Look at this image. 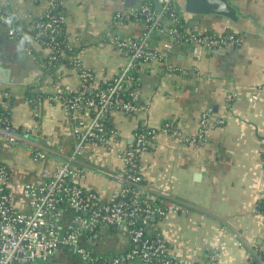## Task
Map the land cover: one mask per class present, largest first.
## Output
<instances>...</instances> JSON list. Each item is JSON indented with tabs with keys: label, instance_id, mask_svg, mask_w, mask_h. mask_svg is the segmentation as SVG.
Instances as JSON below:
<instances>
[{
	"label": "crops",
	"instance_id": "obj_1",
	"mask_svg": "<svg viewBox=\"0 0 264 264\" xmlns=\"http://www.w3.org/2000/svg\"><path fill=\"white\" fill-rule=\"evenodd\" d=\"M230 2L237 8V20L184 9L182 16L188 31H236L239 44L208 47L173 38L168 32L171 20L164 18L150 38V57L139 62L135 89L147 109H113L108 114L119 146L128 144L141 126L159 129L140 163L147 190L167 209L157 219L159 232L182 264H203L214 250H219L218 264H250L249 243L264 242V0ZM0 5L30 28L50 0H0ZM65 8L66 38L73 53L93 70L97 86L111 81L128 60L116 39L140 37L145 21H117L126 9L123 0H65ZM19 40L0 23V64L10 70L9 79H0V101L10 114L9 124L26 133L15 144L0 141V161L10 170L13 206L29 210L24 185L48 181L60 156L71 151L73 139L58 100L32 99L37 90H53L51 73L41 65L50 48L33 40L21 54ZM64 64L55 71L68 86L78 88L79 75ZM203 117L208 127L201 133ZM168 121L179 134L164 129ZM194 137L198 144L189 143ZM39 145L52 153L35 158L32 149ZM80 160V183L104 200L113 199L124 169L117 150L89 143ZM115 229L96 232L95 253L112 254L124 247L126 239Z\"/></svg>",
	"mask_w": 264,
	"mask_h": 264
},
{
	"label": "built area",
	"instance_id": "obj_2",
	"mask_svg": "<svg viewBox=\"0 0 264 264\" xmlns=\"http://www.w3.org/2000/svg\"><path fill=\"white\" fill-rule=\"evenodd\" d=\"M179 2L183 6V0H162L161 6L156 8L155 0H142L137 6L117 14V21L132 17L144 19L146 29L138 38L116 39L128 60L108 87L97 90L93 89L99 87L94 82L93 70L85 66L77 54L71 56L70 63L80 78L78 88L68 86L65 77L52 70L64 54L60 51L62 41L57 35L66 16L53 12L56 0H50L48 10L39 16L40 19L31 21L29 30L25 23L17 24V17L11 26L5 24L4 19L12 15L0 8V23L7 27L10 36L21 38L27 33L33 40L50 48L49 55L41 59L42 67L52 76L53 90L47 97L61 103L71 122L73 139L71 151L56 165L48 181H29L24 185L29 210L13 206L9 191L10 170L0 161V264H31L54 256L59 250L78 253L89 264H182L172 254L167 238L159 232L157 219L167 209L153 202L155 198L147 190L140 163L146 146L155 140L159 131L155 127H141L128 144L119 146L115 128L108 131L104 123L113 109L127 112L147 109L146 105L139 103L137 91L131 86L137 82L140 60L150 57V38L153 32L161 29L164 18L171 20L168 32L173 38L208 47L234 46L241 42V35L236 31L181 30L185 23L180 21L174 10ZM32 27H36L37 32L31 31ZM27 51L32 53L33 48L29 45ZM228 97L231 98L232 94ZM201 123L203 133L208 127L207 118L203 117ZM3 124L9 123L0 124V141L15 144L23 137L4 128ZM174 126L173 122L165 123V127L173 128L179 134ZM188 141L198 144L196 137ZM89 143L117 150L124 161L122 181L113 199H102L97 190L85 187L79 181L82 170L80 157ZM51 151L42 145L32 149L35 158H47ZM262 200L264 213V195ZM111 227L126 239L124 247L112 254L95 253L92 250L94 235ZM248 247L252 259L250 264H264V242L258 244L253 241ZM218 255L219 250H214L203 264H218Z\"/></svg>",
	"mask_w": 264,
	"mask_h": 264
},
{
	"label": "trees",
	"instance_id": "obj_3",
	"mask_svg": "<svg viewBox=\"0 0 264 264\" xmlns=\"http://www.w3.org/2000/svg\"><path fill=\"white\" fill-rule=\"evenodd\" d=\"M145 1H148V0H145ZM182 7H183L182 4L179 2V4L177 5V7L174 10L180 16V21L182 23H185L184 17L182 16V12H181L182 11ZM0 8L2 10H5V8L3 6H1V5H0ZM5 11L8 12L9 14H11L12 16L14 15L15 17L18 18V19H16L17 24L25 25L23 23V21H21L20 18L15 13H13V12H11L9 10L8 11L5 10ZM53 12H60L61 14H63L65 16L66 15L65 2H60V0H56V7L53 9ZM33 19H40V17L38 16V17H35ZM129 19H135V18L132 17V18L125 19V22L127 20H129ZM142 20L144 21V19H142ZM184 25L185 24H183V26H181V30H185L186 25L185 26ZM60 26H61V28H60ZM60 26H59V29H60L59 30V34L57 35V37H58L59 40L62 41L61 46H60V51H64V54H61L59 62H57V65L52 66V70H57L60 67L61 62H63V61L65 62V64H68V65L72 66V64L70 63L71 56L70 57H65L66 56L65 54H67L68 56L71 55V54H75V53H73L74 50H73L72 46H68V44H67V38H66V32H65V29H66V18H64V21L60 23ZM26 29L29 30L30 28H26ZM37 30L38 29L36 27H32L31 28V31H33L34 33L37 32ZM44 38L48 39V37H45V36H44ZM60 51H59V53H61ZM112 81H113V79L111 81H108V82L104 83V84H99L98 88H93V89L97 90L99 88H106V87H108L111 84ZM136 83L137 82L133 83V85L131 86L132 89H134L136 87ZM39 91L40 90L35 91V94L32 96L33 97L32 99L36 100L38 98L47 97V96L50 95V93H44V92H41V91L39 92ZM5 122H8V123L11 122L10 114L4 109V107L2 105V101H0V124L5 123ZM104 123H105V129L106 130L109 131L110 129L114 128V125L109 121L108 115L105 117ZM173 124L175 125V123H173ZM141 127H146V126H141ZM164 129H166V130H168L170 132H172L171 130H173V128H167V127H164ZM157 130L159 131V129H157ZM148 146H149V144L146 147H148ZM154 200L155 201H153V202L155 204H160V202H161L159 198H155ZM261 205H262V203H261Z\"/></svg>",
	"mask_w": 264,
	"mask_h": 264
},
{
	"label": "water",
	"instance_id": "obj_4",
	"mask_svg": "<svg viewBox=\"0 0 264 264\" xmlns=\"http://www.w3.org/2000/svg\"><path fill=\"white\" fill-rule=\"evenodd\" d=\"M142 0H123L125 8L137 6ZM162 0H155L156 8L161 6ZM183 9L189 13L196 14H219L227 16L233 20L238 19L237 8L230 2V0H183ZM9 68L0 64V79H9ZM3 127L11 131L25 136L24 130L13 124H3ZM62 160L66 159L65 156H60ZM122 236V235H121Z\"/></svg>",
	"mask_w": 264,
	"mask_h": 264
},
{
	"label": "rangeland",
	"instance_id": "obj_5",
	"mask_svg": "<svg viewBox=\"0 0 264 264\" xmlns=\"http://www.w3.org/2000/svg\"><path fill=\"white\" fill-rule=\"evenodd\" d=\"M69 213L70 212H68V214ZM89 263L90 262L80 254L65 251L61 255H54L47 259H39L31 264H89Z\"/></svg>",
	"mask_w": 264,
	"mask_h": 264
},
{
	"label": "clouds",
	"instance_id": "obj_6",
	"mask_svg": "<svg viewBox=\"0 0 264 264\" xmlns=\"http://www.w3.org/2000/svg\"><path fill=\"white\" fill-rule=\"evenodd\" d=\"M15 19L16 17L14 15L8 16L7 18L4 19V23L11 26ZM32 43H33L32 36L27 33H24L18 42L17 51L23 54V52L26 50V45L32 44Z\"/></svg>",
	"mask_w": 264,
	"mask_h": 264
}]
</instances>
